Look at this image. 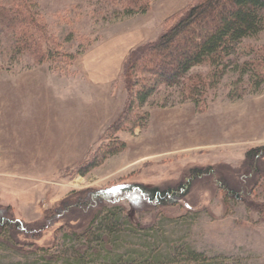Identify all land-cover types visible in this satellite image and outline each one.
Wrapping results in <instances>:
<instances>
[{
    "label": "rangeland",
    "instance_id": "obj_1",
    "mask_svg": "<svg viewBox=\"0 0 264 264\" xmlns=\"http://www.w3.org/2000/svg\"><path fill=\"white\" fill-rule=\"evenodd\" d=\"M192 1L149 0L147 13L124 16L113 14L105 0H23L45 25L47 47L37 62L0 33V208L10 207L26 224L46 216L53 223L37 238L22 234L9 244L1 237L0 264H130L126 259L133 253L134 264H264V157L256 172L245 162L248 150L264 147V88L251 92L248 76L233 64L198 106L182 99L181 88L166 86L144 106L136 103L126 114V129L105 136L124 141L126 149L84 176L74 167L61 172L74 162L54 159L49 149L62 126L37 116L47 108L45 101L71 92L63 81L75 80L81 87L78 68L97 49L110 54L114 43L128 45L141 36L137 42L145 44L142 38L150 40L167 18ZM240 49L241 61L255 59L264 71V30L245 39ZM208 67H195L190 75L205 74ZM114 88L126 97L122 80ZM98 140L91 141L83 159L100 145ZM196 168L210 173L195 179L174 204L120 191L133 185L178 186ZM32 185L38 197L27 195L32 207L22 212L20 190L26 193ZM86 190L108 195L82 214L61 217V201ZM100 205L121 216L117 242L106 229L108 234L97 232L96 224L93 235H80Z\"/></svg>",
    "mask_w": 264,
    "mask_h": 264
},
{
    "label": "trees",
    "instance_id": "obj_2",
    "mask_svg": "<svg viewBox=\"0 0 264 264\" xmlns=\"http://www.w3.org/2000/svg\"><path fill=\"white\" fill-rule=\"evenodd\" d=\"M113 14L129 16L145 14L150 9L149 0H105ZM23 0L0 1V33L11 39L19 52L28 51L39 58L46 52L43 35L45 25L39 23L38 13L32 11ZM177 18V19H176ZM171 19L174 22L169 23ZM163 28L156 40L139 45L133 49L124 61L121 79L126 92V102L121 115L106 130L101 143L91 156L74 166L76 173L86 175L99 167L110 156L117 155L126 149V143L117 137L107 136L109 141L102 144L109 131L113 134L125 130L129 122L126 114L130 113L138 103L144 106L160 87H179L184 101H192L200 105L209 90L227 74V68L233 64L242 76H248L251 92L257 93L264 88V71L261 63L255 59L242 60L240 46L247 38L257 36L264 30V0H193L182 12L171 15L163 23ZM48 50V48H47ZM208 65L205 74L190 75L193 68ZM238 95V94H237ZM234 96V95H233ZM240 95H238L239 97ZM139 121L133 122L129 130L136 127ZM264 157V147L252 148L246 153V165L254 172L258 171ZM207 170L196 168L190 173L186 183L167 188H145L142 185L123 187L122 191L133 194L148 201L161 204H174L183 194L189 192L191 183L208 175ZM210 173V172H209ZM221 179L223 180L224 178ZM229 193L235 192L231 188ZM106 191L86 190L77 198L61 201L62 216L82 214L84 210L107 196ZM10 207L0 208V238L3 242L18 241V236L37 238L39 232L51 225L47 216L43 221L26 224L22 219L15 218ZM106 214L103 216V214ZM121 216L114 209H106L100 205L93 214L89 226L80 235H93L96 224L97 232L102 229L109 231L117 242V227ZM39 234V235H38ZM100 236L103 241L104 236ZM107 238V237H106ZM130 255L126 262L134 264L136 260ZM140 256V253L137 255ZM121 258V255H116ZM81 258V256H80ZM78 260V258H77ZM131 261V262H130ZM138 261L136 260V263ZM120 263V262H116ZM128 264V263H127Z\"/></svg>",
    "mask_w": 264,
    "mask_h": 264
},
{
    "label": "crops",
    "instance_id": "obj_3",
    "mask_svg": "<svg viewBox=\"0 0 264 264\" xmlns=\"http://www.w3.org/2000/svg\"><path fill=\"white\" fill-rule=\"evenodd\" d=\"M162 28L163 26L154 37H150V40L142 38V42L154 41L157 35H160ZM140 38L135 37L134 41H130L128 45H126L127 42L114 43V50L110 54L103 52L101 48L97 49V52L87 57L81 63L82 67L78 68V74L83 77V84L79 85L81 87L74 85L75 80L71 83L63 81L64 88L69 89L72 86L71 92L68 93L66 90L65 94L45 101L47 108L38 112L37 116L40 115L42 119L49 117L53 120V124L62 126L56 133L55 140L53 138L51 142L52 149H49L54 159L64 158L74 162L63 168L61 172L83 161L91 141L96 143L99 139V143L108 127L121 115L126 97L120 88L114 87L116 82L122 80L124 61L134 49L133 47L142 44L137 42ZM127 47H129L128 50ZM117 90L118 94H115ZM118 96L120 98L116 100ZM23 191L20 190V207L22 212H27L28 209L30 211L32 204L25 200L26 196L38 197V191L33 185L25 189L26 193ZM49 191L50 188H47L44 194L47 195Z\"/></svg>",
    "mask_w": 264,
    "mask_h": 264
}]
</instances>
